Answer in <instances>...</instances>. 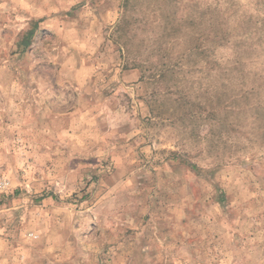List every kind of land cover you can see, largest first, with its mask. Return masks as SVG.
Wrapping results in <instances>:
<instances>
[{
  "label": "rangeland",
  "instance_id": "rangeland-1",
  "mask_svg": "<svg viewBox=\"0 0 264 264\" xmlns=\"http://www.w3.org/2000/svg\"><path fill=\"white\" fill-rule=\"evenodd\" d=\"M212 1L0 0V264H264V14Z\"/></svg>",
  "mask_w": 264,
  "mask_h": 264
},
{
  "label": "trees",
  "instance_id": "trees-1",
  "mask_svg": "<svg viewBox=\"0 0 264 264\" xmlns=\"http://www.w3.org/2000/svg\"><path fill=\"white\" fill-rule=\"evenodd\" d=\"M237 1L238 0H213L212 2H210L206 6L207 10L205 12H203L201 15L198 16L199 17L198 20L201 21L200 24H205V22L206 23L210 22L212 26H214V25L217 26V22H218L219 17L222 15V13H224L222 10H224L225 8L223 9V7L226 6L227 10L229 8H234L235 9L237 7V5H236ZM253 1L256 2L255 6L257 7V11L258 12H262V14H264V0H253ZM209 15H210V18H208ZM214 15H216L215 20H214ZM196 22H197V19H195L194 22H192L191 27L196 26ZM248 22L249 23H253V27H255V28H258L260 30L264 29V15L263 16L260 15V17H255L253 15H250L248 17ZM194 30H195V27H194ZM194 34H195V32L191 31L190 33H188V36L189 37H194ZM206 37H211V36L207 34ZM263 38H264V30H263L262 34L260 35L259 39H263ZM227 42H228L227 41V35H225V34L220 36V38L218 39V43L216 42V39L213 40V43L215 44V47H214L213 51L216 50L215 48L219 47L218 44H223V46L225 47ZM199 49H200V47L198 45H196L194 47V49L192 50L194 52L192 54H196L197 58L199 57V55L205 56L206 58L209 57L208 48L207 49H202V52L198 53ZM239 49H240V46L238 44H236V50L233 53V55H235V57L241 56L240 55L241 52H240ZM195 51H197V52L195 53ZM236 63H237L236 65H239V64L241 65V63L238 62V61ZM235 69L238 70L237 68L234 67L232 69H229V72H233V70H235Z\"/></svg>",
  "mask_w": 264,
  "mask_h": 264
}]
</instances>
